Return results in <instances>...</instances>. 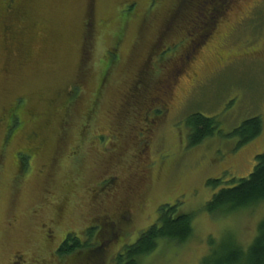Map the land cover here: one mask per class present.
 <instances>
[{
	"label": "rangeland",
	"instance_id": "obj_1",
	"mask_svg": "<svg viewBox=\"0 0 264 264\" xmlns=\"http://www.w3.org/2000/svg\"><path fill=\"white\" fill-rule=\"evenodd\" d=\"M196 113L219 131L191 147ZM255 117L258 138L225 137ZM262 153L264 0H0V264H75L55 253L68 233L119 264L176 203L192 238L136 264L247 248L264 203L210 215L209 181L248 177Z\"/></svg>",
	"mask_w": 264,
	"mask_h": 264
},
{
	"label": "trees",
	"instance_id": "obj_2",
	"mask_svg": "<svg viewBox=\"0 0 264 264\" xmlns=\"http://www.w3.org/2000/svg\"><path fill=\"white\" fill-rule=\"evenodd\" d=\"M13 1L9 0L10 7L13 5ZM202 4L203 7L204 4ZM132 8L131 4L127 9L131 11ZM225 8L226 4H223L222 10ZM210 23L211 19L208 18L205 25H208L209 28ZM6 30L9 31V28ZM206 33L211 32L206 30ZM186 127L188 144L191 147H196L207 139L215 137L219 131L216 118L205 117L197 113L186 119ZM262 131L263 121L261 118L255 117L246 120L225 137L237 138L238 146L241 147L258 138ZM255 160L254 169L246 178L231 179L227 182H224L223 179L209 181V185L217 190L205 207L210 215L228 216L264 203V153L256 156ZM179 206V203L160 206L156 223L142 233L136 243L125 247L115 261L119 264H136L140 257L153 253L159 243L170 242L181 245L190 240L193 235V216L179 213ZM102 231L99 232L97 228L95 231L90 229L87 232L89 237L93 238L99 236ZM210 246L211 254L205 259V264H264V219L259 223L257 234L247 248L230 239L219 246L211 239ZM88 249H90V259L86 261L81 257V253ZM98 250L96 245H91L90 242L83 243L79 237L68 233L62 243L58 244L55 253L60 258L68 256L75 258V264H96L99 260Z\"/></svg>",
	"mask_w": 264,
	"mask_h": 264
}]
</instances>
